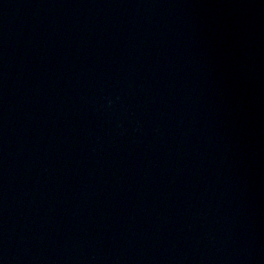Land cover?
Instances as JSON below:
<instances>
[{"label":"water","instance_id":"95a60500","mask_svg":"<svg viewBox=\"0 0 264 264\" xmlns=\"http://www.w3.org/2000/svg\"><path fill=\"white\" fill-rule=\"evenodd\" d=\"M0 264H264V0H0Z\"/></svg>","mask_w":264,"mask_h":264}]
</instances>
